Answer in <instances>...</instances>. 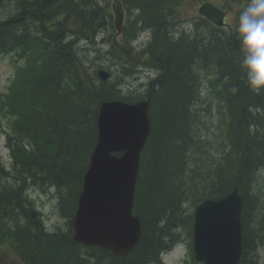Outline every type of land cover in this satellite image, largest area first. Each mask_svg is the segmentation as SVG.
<instances>
[{"label":"trees","instance_id":"1","mask_svg":"<svg viewBox=\"0 0 264 264\" xmlns=\"http://www.w3.org/2000/svg\"><path fill=\"white\" fill-rule=\"evenodd\" d=\"M100 1L0 0V10L10 13L0 18V53L34 38L32 29L44 39L41 47L29 50L26 66L20 68L12 111L7 113L13 119L8 142L14 170H7L0 159V250L9 245L23 264H149L183 230L189 235L187 264H200L193 251L189 202L196 206L207 197L221 199L238 186L244 202L240 264H264L259 254L264 251V204L256 192L264 173V94L246 86L236 33L220 34L205 23L194 27L192 35L178 37L174 10L183 0H124L138 15L125 28L121 44L106 45L110 61L130 72L137 63L131 41L138 31L151 33L147 63L156 79L149 90L152 132L135 196L142 223L139 244L118 257L104 248L78 244L72 227L67 232L44 228L41 213L25 197L29 184L55 186L60 213L71 220L98 140L100 104L131 101L118 85L98 81L84 66L86 48L77 51L82 41L94 45L98 31L113 27ZM95 52L101 57V49ZM205 73L211 75L207 81L221 101L226 127L215 141L201 146L197 118ZM197 150L202 152L199 157Z\"/></svg>","mask_w":264,"mask_h":264},{"label":"water","instance_id":"2","mask_svg":"<svg viewBox=\"0 0 264 264\" xmlns=\"http://www.w3.org/2000/svg\"><path fill=\"white\" fill-rule=\"evenodd\" d=\"M116 7V5H115ZM117 9V24L123 14ZM200 12L218 25L223 15L213 5ZM105 78V77H104ZM149 101L136 106L105 103L100 109V140L85 176V193L74 221L75 238L126 255L138 244L140 220L133 215L140 155L150 134ZM125 151L122 157L114 151ZM238 190L221 200L207 199L195 214V251L206 264H239L242 254Z\"/></svg>","mask_w":264,"mask_h":264},{"label":"rangeland","instance_id":"3","mask_svg":"<svg viewBox=\"0 0 264 264\" xmlns=\"http://www.w3.org/2000/svg\"><path fill=\"white\" fill-rule=\"evenodd\" d=\"M108 1L112 2V0H108ZM215 1L219 4L223 2L222 0H215ZM100 3L104 5L105 0H101ZM233 4H235L236 11L242 6V4L238 2V0H233ZM178 10H179L183 23L180 22L179 23L180 26H178L176 30L178 32L181 30L191 32L189 29L183 28L181 26L187 25V23L191 22L193 18L198 16V3L195 4V2L192 0H186L185 4L181 5V7ZM1 14H7V12H2ZM192 34L193 33L191 32V35ZM88 46L90 45L82 46L81 48L84 50L85 48H88ZM97 48H100V46L95 47V49ZM106 59L108 60V56H106ZM90 63L91 62L88 61V65H90ZM15 68H16V65L13 62V57H4L0 59V93L7 91L8 86L10 85L13 79ZM94 69H96V67H94ZM150 74H153V73H150L149 70H147L146 73H144L140 78H138L139 76H135V77L122 76L120 73L117 79H122L121 83H123V92L133 93L132 95H139V94L144 95L146 93V89L148 88L147 85L149 83ZM218 101L219 99H217L216 95L213 93V90L209 82L205 81L203 85V94H202L201 99L199 97V102H198L199 108L201 110L200 112L201 116H198L197 118V126L199 129H200V126L206 128V131H204L203 134L201 133V130H200V133L202 134L200 136L201 139L203 137H206V140L208 141L210 140L215 141L225 131L224 124L221 120L222 113L220 111ZM6 125H7V121L2 120L0 118L1 151L5 159L4 161L5 164L8 167H10L9 162L11 160L9 157V151L5 147V141H4L5 135L2 129V127ZM205 132L206 134H204ZM206 140L204 138L205 142H207ZM256 187H257L256 192L258 193L261 201L264 204V177L259 179L258 185ZM33 197L36 199V203L38 207L41 208L42 211L44 212V218L46 219L45 222H47V226L50 229L54 228L53 225H56V226L58 225L60 226V224L62 226L64 225V220H62L57 213L56 200H55V195L53 193L47 195L42 192L34 191ZM194 206L195 204L193 201L189 202L190 212L195 210ZM182 255H184L183 248H176L175 250H173L172 252L164 256V261L166 262V264H180ZM1 260L2 262H0V264H14L15 263V260L13 259L11 254L6 255L5 257L4 256L1 257Z\"/></svg>","mask_w":264,"mask_h":264},{"label":"clouds","instance_id":"4","mask_svg":"<svg viewBox=\"0 0 264 264\" xmlns=\"http://www.w3.org/2000/svg\"><path fill=\"white\" fill-rule=\"evenodd\" d=\"M241 72L246 86L256 95L264 94V0H248L235 25ZM238 91L237 88L231 89Z\"/></svg>","mask_w":264,"mask_h":264},{"label":"bare ground","instance_id":"5","mask_svg":"<svg viewBox=\"0 0 264 264\" xmlns=\"http://www.w3.org/2000/svg\"><path fill=\"white\" fill-rule=\"evenodd\" d=\"M98 2V1H97ZM104 2V1H103ZM183 2H184V0L183 1H180V3L179 4H177L176 5V7H175V12H174V14H176L177 15V10L181 7V5L183 4ZM102 6L105 8V4L103 5L102 4ZM132 15V18L133 19H135V17L138 15V11H134V13H132L131 14ZM175 16V15H174ZM173 25H174V28H175V30L178 28V26L179 25H177V23H176V21H175V18H174V20H173ZM142 27V26H141ZM192 31H193V29H194V27H192V28H190ZM108 30V29H107ZM106 30V31H107ZM136 31H137V29H136ZM177 31V30H176ZM191 31V32H192ZM99 32H105L104 30H102V31H99ZM191 32H189V31H185V30H181V31H177V35H178V37L179 36H181L182 35V33H186V34H190ZM140 33H147V34H151L150 33V31H148V30H143V31H138L137 32V34H140ZM193 33V32H192ZM151 38V37H150ZM83 42H86V41H82L81 43H83ZM133 42H134V39L131 41V45H132V47H133ZM87 45H89L88 43H86ZM107 44H109V45H111L110 43H109V40L108 39H103V38H99L98 39V41H97V43H94V45H95V47L96 46H100V48H97V49H103L104 51H105V53H106V56H108V54H107ZM111 47V46H110ZM147 51H148V49H146ZM138 55H140V53L139 54H137V56ZM83 63H84V66H89L88 65V60H87V58L86 59H84L83 60ZM126 70L127 69H124L123 68V66H121V71H120V73H121V75L122 76H128V77H135V76H139L138 78H140L144 73H146V71L147 70H149V72L150 73H153V74H150L149 76H150V78H149V83H148V85H147V89L146 90H150V81H151V79H153V77H155L154 75H156V72H155V70L154 69H152V68H144V67H141L140 65H138L137 63H136V65H135V67H133V68H129L128 70L130 71V72H126ZM206 76V77H205ZM210 74L209 73H205V75H204V77H203V83H202V86L204 85V83H205V81H207L208 79H210ZM120 82L122 81V79H118ZM129 92V91H128ZM149 94H150V92H149ZM202 94H203V89L200 91V95H201V97H202ZM201 97H200V99H201ZM219 103H221V101H218ZM222 105V104H221ZM262 121H263V119H262ZM264 124V123H263ZM224 127H226V124H224ZM199 130H201V133L203 134V132L204 131H206V128L205 127H202V126H200V129ZM204 134H206V132L204 133ZM200 138V145L201 146H208V143L209 142H213V141H208V140H206V137H203L202 139H201V137H199ZM204 138H205V140L207 141V142H205L204 141ZM197 157H199L201 154H202V152H200V151H198L197 150ZM260 179L262 178V176L261 177H259ZM234 189H237V190H239V187L238 186H236ZM240 191V190H239ZM39 194V193H38ZM263 203V202H262ZM36 209V208H35ZM183 236H184V238L185 239H188L189 238V235L187 234V233H183ZM242 242H243V237H242ZM167 250V249H166ZM162 252V251H161ZM160 252V253H161ZM159 253V254H160ZM259 254L260 255H263V258H264V251L261 249L260 251H259Z\"/></svg>","mask_w":264,"mask_h":264}]
</instances>
